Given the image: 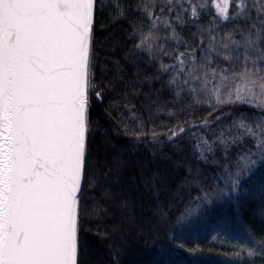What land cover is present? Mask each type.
<instances>
[{"label":"snow or ice","instance_id":"6c2138e0","mask_svg":"<svg viewBox=\"0 0 264 264\" xmlns=\"http://www.w3.org/2000/svg\"><path fill=\"white\" fill-rule=\"evenodd\" d=\"M211 5L215 14L207 24L199 20L207 9L199 0H116L111 17L127 20L130 38L139 37L130 55L143 51L150 65L159 61L155 75L145 70V80L174 89L177 99L186 97L190 104L180 111L194 114L201 104L212 109L199 121H177L164 139L154 127L146 131L142 120L135 128L123 124L133 147L145 143L155 153L156 145L178 146L190 139L185 134L193 128H208L229 116L243 134L221 132L209 141L192 132L197 160L209 163L206 154H211L220 171L208 177L199 164L185 162L182 186L167 185L168 207L158 202L153 213L164 229L184 185L204 193L198 200L236 192L241 178L251 183L257 161H264V0H232L231 15L230 0H211ZM106 8L104 0H0V264H81L80 234L85 219L99 214L97 203L107 211V201L118 199L122 212L130 203L122 188L126 162L109 163L93 150V101L103 103L105 89H113L117 79L128 83L119 67L112 82H105L104 73L101 83L95 82V19ZM166 56L171 63H164ZM242 106L261 114L222 110ZM244 135L254 146L245 145ZM217 149L224 153L219 160ZM256 178L258 189L252 184L247 195L260 192L258 215L264 220V172ZM209 179L212 184L206 185ZM237 235L234 264H256L254 257L264 264V234L245 226ZM120 255L117 251L114 259Z\"/></svg>","mask_w":264,"mask_h":264},{"label":"trees","instance_id":"16d2710c","mask_svg":"<svg viewBox=\"0 0 264 264\" xmlns=\"http://www.w3.org/2000/svg\"><path fill=\"white\" fill-rule=\"evenodd\" d=\"M128 2L129 0H122V3ZM104 3L107 5L106 10L97 12L95 19L94 40L99 61L95 82L101 83V73L105 74V82H112L119 67L123 70V79L128 83L117 79L113 89H105L103 103L93 101L91 119L96 131L93 150L109 163L116 160L126 162L122 169V188L130 203L125 212L120 210L118 199L107 201V211L103 202L97 203L99 214L85 219L84 231L80 234L81 264H234L233 256L240 239L237 233L249 226L255 229L256 234H264V220L258 215L260 192L255 190L247 195L252 184L257 185L258 189L259 180L256 177L264 172V161H257L253 169L256 176L251 183H246L247 177L241 178V187L236 192L225 191L211 195L208 200H198L196 198L204 193L196 185H184L183 195H176L177 204L171 206L172 221L167 229L160 227L153 215L156 205L159 202L168 207L170 196L167 185L172 188L182 186L187 172L185 162L194 161L199 164L208 177L220 171L216 164L211 163V154H206L209 163L197 160L199 152H193L198 141L192 136V132L202 134L209 141L216 139L221 132L225 136L242 133L231 126L232 117L229 116L208 128H193L192 132L185 134L190 139L181 141L178 146L156 145L155 153L152 146L145 143L133 147V138L124 134L123 124L135 128L142 120L146 131L150 132L154 127L160 134L159 138L164 139L177 121H199L212 109L201 104L196 106L194 114L180 111L182 106L190 104L186 97L177 99L173 95L174 89L169 91L163 88L157 80H145V70L155 75L159 61L155 66L150 65L147 53L143 51L130 55L139 37L130 38L132 28L127 20L111 19L115 14L116 0H104ZM199 3L207 5L199 18L201 23L207 24L212 20L215 9L211 0H199ZM231 3L232 0L230 15L235 10ZM252 11L255 12V9ZM159 27L163 28V25ZM144 31H148L147 25ZM159 36L163 42L165 33L161 31ZM174 47L173 42L170 49ZM177 50L184 49L181 47ZM171 62L166 56L164 63ZM168 79L169 75H165L163 82L166 83ZM222 110L244 112L249 117L261 114L246 106ZM170 111L177 114L170 115ZM215 114L218 115L219 112ZM244 142L245 145L255 144L247 135H244ZM223 155L217 149V159ZM232 158L235 159V153ZM200 179H203V175ZM205 184L211 185V179L205 180ZM219 187H224L223 180H219ZM207 190L211 192L212 188L208 187ZM114 228L117 230L114 231ZM172 236H179L181 239H170ZM117 251L121 255L114 259ZM252 259L256 264H262L260 258Z\"/></svg>","mask_w":264,"mask_h":264}]
</instances>
